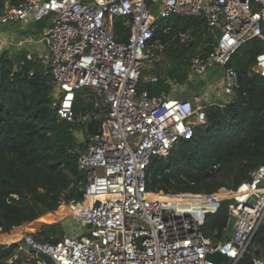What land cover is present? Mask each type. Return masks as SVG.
Segmentation results:
<instances>
[{
  "label": "built area",
  "instance_id": "obj_1",
  "mask_svg": "<svg viewBox=\"0 0 264 264\" xmlns=\"http://www.w3.org/2000/svg\"><path fill=\"white\" fill-rule=\"evenodd\" d=\"M171 14L204 17L214 46L189 58L183 81L164 78L168 90L152 94L139 89L140 82L163 77L141 71L147 60L159 61L165 46L150 41L158 21ZM43 19L49 25L38 37L13 38L14 32L0 29V51L11 47L24 50L27 60L37 59L52 79L58 119L85 125L89 141H81L86 145L76 160L86 176L83 200L67 204L68 216L84 230L45 241L21 231L0 244L26 245L53 264H237L264 223V161L228 192L230 234L216 241L203 227L225 198L161 199L163 191L148 189L149 168L192 137L193 127L205 123L206 107L235 100L240 81L229 61L253 38L264 44V0H18L6 2L0 13V23ZM115 19L127 30L122 40L114 34ZM214 66L220 77L189 93L187 84L203 82ZM252 69L264 77V49ZM82 90L88 91L90 106L77 113L80 97L87 96L79 94ZM94 121L98 129L90 134L87 124ZM214 253L224 259H209ZM37 264L44 262L38 258ZM251 264L263 261L252 256Z\"/></svg>",
  "mask_w": 264,
  "mask_h": 264
},
{
  "label": "trees",
  "instance_id": "obj_2",
  "mask_svg": "<svg viewBox=\"0 0 264 264\" xmlns=\"http://www.w3.org/2000/svg\"><path fill=\"white\" fill-rule=\"evenodd\" d=\"M17 1L0 0V13L6 2ZM7 24L0 23V29L8 31ZM113 31L118 40L127 34L119 19L114 20ZM182 35L193 39L184 41ZM157 41L164 44L159 53L166 56L170 65L164 60V68L155 61L157 69L151 72L163 73V78L140 82L138 88H146L152 94L168 90L164 78L183 81L189 58L208 53L214 36L204 17L171 14L158 21L150 42ZM207 43H211L210 47L198 50L199 44ZM263 49L264 44L253 38L233 53L229 65L237 70L240 81L235 100L224 106L206 107L205 123L193 127L192 137L181 140L167 157L153 160L149 190L163 191L171 199L217 198L219 195L214 192L232 191L264 161V77L252 69L256 54ZM52 91V79L43 73L37 59L27 60L24 50L11 47L0 51V240L25 223L47 218L67 206L72 198L83 200L86 176L79 173L76 160L78 149L86 144L76 133L85 137V125L58 119L52 106ZM79 94L87 96H79L77 113L90 106L88 91ZM97 129L98 122L87 124L88 133L95 134ZM187 192L202 195L185 199L179 194H167ZM211 193L214 194L204 195ZM231 201L223 200L217 212L206 217L203 232L214 241L230 234ZM54 226L43 228L34 236L41 241L61 238L54 236ZM18 245L0 244V264H9ZM252 256L264 264V223L237 264H251Z\"/></svg>",
  "mask_w": 264,
  "mask_h": 264
},
{
  "label": "rangeland",
  "instance_id": "obj_3",
  "mask_svg": "<svg viewBox=\"0 0 264 264\" xmlns=\"http://www.w3.org/2000/svg\"><path fill=\"white\" fill-rule=\"evenodd\" d=\"M48 26V21L47 19H44V21L42 22H35V23H31L28 25H22L16 22L13 23H9L7 24V30L8 32H14V34H11V36L13 38H17L18 35H20L22 32L26 33V34H34L36 37L40 36L43 29L45 27ZM182 40L184 41H190L193 39V36H187V35H182ZM211 43H207V44H199L198 45V50H201L203 48H208L210 47ZM214 46V45H213ZM161 60H165L166 64L169 66L170 62L168 61V59L166 58V56L163 53H159V63L161 64ZM157 69V65L155 63V60L153 58L147 60L145 62V66L143 68V70L141 71V75H146L149 72H151L152 69ZM211 70V68L209 69V71ZM154 73V72H153ZM163 76V73L160 74ZM208 77H205L203 82L202 80H198V79H194L192 82H190L189 84H187V90L189 93H192L195 89H197L198 87H200L202 84L206 83ZM185 86V85H184ZM77 138L80 141H84V139L86 140V138L81 134V133H76ZM177 146V145H176ZM175 146V148H176ZM226 190L222 189L220 191H218L216 194H224ZM170 194H179L182 196V198H188V199H194L199 197L201 194H194L191 192H187V193H170ZM227 197V196H226ZM225 197V199H226ZM39 220V219H37ZM39 226L36 228L37 231L32 230V229H28V231L30 233H32L33 235L38 233L41 229L45 228L48 229L51 227V225H55V229L56 231L54 232V236L55 237H59V236H63L64 234H75L76 232H82L84 230V226L82 225V223L72 219L70 216H68V208L67 206H63L62 208H59L57 211H54L53 213H50L47 215V218H43L42 220H39ZM26 224V223H25ZM29 257V253L26 251H21L20 254H18L17 260L15 262H12L11 264H37L38 261V257L34 254L33 258L30 260V258L27 260V258Z\"/></svg>",
  "mask_w": 264,
  "mask_h": 264
},
{
  "label": "crops",
  "instance_id": "obj_4",
  "mask_svg": "<svg viewBox=\"0 0 264 264\" xmlns=\"http://www.w3.org/2000/svg\"><path fill=\"white\" fill-rule=\"evenodd\" d=\"M3 31H6V30H3ZM149 73H153V72H149ZM148 73V74H149ZM164 76V75H163ZM162 76V77H163ZM207 80L208 81H215L217 80L219 77H220V69L216 66L214 67H211V70L208 71V74H207ZM158 93V92H157ZM43 218H39V220H42ZM39 220H34L32 222H29V223H26V224H23L19 227H17L14 231L10 232V233H6L2 239L0 240V242L3 241L4 237L9 235V234H13V233H17V232H21V231H28V229H32V230H36V228L39 226ZM29 232V231H28ZM21 251H26L29 253V257L27 258V260L30 258V260L33 258L34 256V253L30 252L29 250L25 249L24 247H22V245H18V248L15 250V254L13 255L15 258L13 259L12 262H15L17 260V257H18V254L21 253ZM12 262H9V264H11Z\"/></svg>",
  "mask_w": 264,
  "mask_h": 264
},
{
  "label": "water",
  "instance_id": "obj_5",
  "mask_svg": "<svg viewBox=\"0 0 264 264\" xmlns=\"http://www.w3.org/2000/svg\"><path fill=\"white\" fill-rule=\"evenodd\" d=\"M160 62L164 66V68H166L165 62L163 60H161ZM79 173L84 175V171H82V170H79ZM254 197H255L254 195L252 197H250L249 202H252ZM23 246H24L25 249H27L26 245H23ZM29 251L34 253L41 260H43L44 264H53L52 259L48 255H46L44 253H41V252H35L34 250H29ZM208 258L209 259H214V260H223L224 256L220 255L219 253H214V254L208 255Z\"/></svg>",
  "mask_w": 264,
  "mask_h": 264
},
{
  "label": "bare ground",
  "instance_id": "obj_6",
  "mask_svg": "<svg viewBox=\"0 0 264 264\" xmlns=\"http://www.w3.org/2000/svg\"><path fill=\"white\" fill-rule=\"evenodd\" d=\"M226 196H228V192L225 191L224 194H219L217 198L213 199H224ZM159 198L161 199H166V200H178V201H196V200H182V199H171V198H166L165 194L162 192L161 194L158 195ZM213 199H208V200H213ZM207 201V200H203Z\"/></svg>",
  "mask_w": 264,
  "mask_h": 264
}]
</instances>
